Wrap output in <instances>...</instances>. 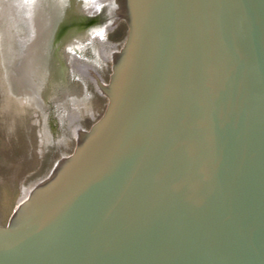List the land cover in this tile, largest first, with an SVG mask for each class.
<instances>
[{
	"label": "water",
	"instance_id": "1",
	"mask_svg": "<svg viewBox=\"0 0 264 264\" xmlns=\"http://www.w3.org/2000/svg\"><path fill=\"white\" fill-rule=\"evenodd\" d=\"M0 82L112 97L0 264H264V0H0Z\"/></svg>",
	"mask_w": 264,
	"mask_h": 264
},
{
	"label": "rangeland",
	"instance_id": "2",
	"mask_svg": "<svg viewBox=\"0 0 264 264\" xmlns=\"http://www.w3.org/2000/svg\"><path fill=\"white\" fill-rule=\"evenodd\" d=\"M128 39L131 24L104 30V45L128 48ZM111 102L108 92L84 89L68 128H51L22 86L0 82V227L31 216Z\"/></svg>",
	"mask_w": 264,
	"mask_h": 264
}]
</instances>
